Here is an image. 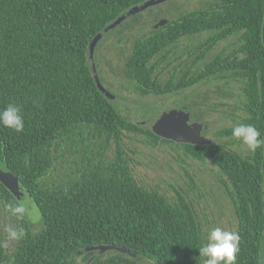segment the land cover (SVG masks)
I'll return each mask as SVG.
<instances>
[{"label": "trees", "instance_id": "trees-1", "mask_svg": "<svg viewBox=\"0 0 264 264\" xmlns=\"http://www.w3.org/2000/svg\"><path fill=\"white\" fill-rule=\"evenodd\" d=\"M144 1L0 0V110L17 105L25 123L21 133L0 126V169L20 180L39 213L37 224L11 216L25 235L10 252L0 228V264H199L206 233L196 210L179 195L170 201L138 182L123 150L125 133L142 135L151 146L174 145L211 165L233 209L240 238L235 264H264V144L252 152L231 135L242 123L264 139V0H208L158 29L150 26L124 59L129 90L139 97L176 96L199 83L223 88L232 104L218 105L232 125L219 126L205 146L156 136L151 122L134 120L94 82L90 41ZM141 19L142 13L133 15L108 33ZM185 39L196 41L182 45ZM229 39L228 47L206 58ZM188 101L182 95L172 104L205 130L208 107L203 112ZM79 139V168L49 181L55 164ZM111 145L114 155L105 161ZM13 201L18 200L0 183V203ZM98 245L134 256L85 251Z\"/></svg>", "mask_w": 264, "mask_h": 264}, {"label": "rangeland", "instance_id": "rangeland-1", "mask_svg": "<svg viewBox=\"0 0 264 264\" xmlns=\"http://www.w3.org/2000/svg\"><path fill=\"white\" fill-rule=\"evenodd\" d=\"M171 1H174L173 5L163 2L151 7L154 8L153 12L146 10L140 12L142 13L140 23L125 25L120 30L104 35L95 46L93 53L96 73L102 77L104 89L117 96L122 95L124 98H119L116 101L128 109L126 112H129L128 114L134 120L142 122L144 126L150 122L152 124L162 112L178 108L177 105L172 104L177 98L182 95L189 96L190 101L188 102L196 104L201 110H204L203 112L208 107V112H205L207 115L203 116V120L208 122V127L204 130L205 134L203 136L212 139V133L219 126L232 125L228 114H224L225 107H219L218 105L221 103L232 104V101L224 97L222 87L218 90L214 84L208 83L206 85L199 83L176 96L149 95L139 97L134 91L129 90L133 86L123 74L124 59L131 52L132 43L147 32L150 26H153L152 23H154L153 21L156 16L161 19L178 18L180 15L202 8L208 3V0ZM195 41V39H185L182 45ZM232 42L233 39L220 42L206 58H211L213 54L228 47V44ZM162 77L164 79L167 78L168 73H164ZM142 104H146L145 107H147L142 108ZM151 124L149 125L151 126ZM86 140L89 144L88 139ZM122 140L123 150L129 157V166L142 186L156 189L170 201L176 200L179 195L185 201L190 202L197 212L201 229L206 235L215 227L235 232L236 222L232 206L226 194L219 187L218 178L215 176L211 165L186 156L183 149L174 145L157 144L151 146L146 143L144 136L139 134L125 133ZM80 143L81 140L79 139L75 143V146H68L69 151H65L64 156L55 164L54 170L48 177L49 181L58 180L57 175L62 177L71 170L74 171L79 168L83 159V152L81 146H79ZM73 150L76 151L73 153ZM114 152V146L111 145L106 152L105 161L111 159ZM88 156L90 158L93 157L90 154ZM36 213L37 211L35 210ZM28 219L31 223L34 222L33 224L38 223L32 221L31 218ZM5 227L17 228V225L5 210V206L0 203V228L7 245L6 249L10 252L17 240L8 239ZM78 262H80V259ZM143 264L151 263L144 261Z\"/></svg>", "mask_w": 264, "mask_h": 264}, {"label": "water", "instance_id": "water-1", "mask_svg": "<svg viewBox=\"0 0 264 264\" xmlns=\"http://www.w3.org/2000/svg\"><path fill=\"white\" fill-rule=\"evenodd\" d=\"M167 0H146L121 14L116 20L110 23L106 28L99 32L89 43L87 58L88 64L90 66L91 74L94 79V82L97 88L104 94V96L110 100H117L111 93L104 89L102 84L99 81L98 75L96 73V68L93 59V53L95 46L99 40L106 35L110 30H113L116 26L121 24L125 19L139 14L147 10L148 8L159 5ZM167 23V19H160L156 24L153 25V29H158L159 27L164 26ZM203 125L199 122H191V114L184 109L172 108L168 111L162 112L158 118L152 123L151 131L156 136L172 141L179 144H190L205 146L210 145L212 140L204 137L201 134ZM0 183L14 196L16 200H22L27 197V192L24 185L20 180L14 176L11 172H5L0 169ZM30 200V199H29ZM31 201V200H30ZM32 202V201H31ZM32 207L37 211L34 218H31L32 221L38 219V210L32 202ZM118 251L121 253H127L131 256L134 254L129 251L111 245H98L95 247L87 248L85 251H97L99 254H102L106 251Z\"/></svg>", "mask_w": 264, "mask_h": 264}, {"label": "clouds", "instance_id": "clouds-1", "mask_svg": "<svg viewBox=\"0 0 264 264\" xmlns=\"http://www.w3.org/2000/svg\"><path fill=\"white\" fill-rule=\"evenodd\" d=\"M0 126L15 133H21L24 130V118L17 105L10 103L0 110ZM231 135L252 152L264 144V139H260V132L252 125L242 123L234 125ZM5 210L17 220L35 217V209L28 198L8 203ZM5 231L8 233V239L11 240H20L25 235L22 227H5ZM239 239L236 232L227 231L221 227L211 229L198 249L199 264H235L236 254L239 251Z\"/></svg>", "mask_w": 264, "mask_h": 264}, {"label": "flooded vegetation", "instance_id": "flooded-vegetation-1", "mask_svg": "<svg viewBox=\"0 0 264 264\" xmlns=\"http://www.w3.org/2000/svg\"><path fill=\"white\" fill-rule=\"evenodd\" d=\"M191 122H194L193 120H191ZM204 129H202V131H203ZM202 133V132H201Z\"/></svg>", "mask_w": 264, "mask_h": 264}]
</instances>
